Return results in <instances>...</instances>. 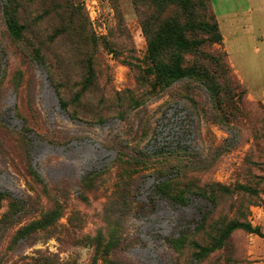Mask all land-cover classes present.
Returning a JSON list of instances; mask_svg holds the SVG:
<instances>
[{
  "label": "rangeland",
  "instance_id": "obj_1",
  "mask_svg": "<svg viewBox=\"0 0 264 264\" xmlns=\"http://www.w3.org/2000/svg\"><path fill=\"white\" fill-rule=\"evenodd\" d=\"M190 4L0 0V264H264V0ZM168 19L205 41L163 86L147 41Z\"/></svg>",
  "mask_w": 264,
  "mask_h": 264
},
{
  "label": "trees",
  "instance_id": "obj_2",
  "mask_svg": "<svg viewBox=\"0 0 264 264\" xmlns=\"http://www.w3.org/2000/svg\"><path fill=\"white\" fill-rule=\"evenodd\" d=\"M165 2L178 6L187 17H190V0H165ZM6 26L9 33L13 36H19L22 31V26L17 23L13 16L7 17ZM187 27L192 31L195 27L201 30L206 29L212 31L214 32V40L220 39V34L217 32L215 22L212 24L208 22H199L196 24L187 22ZM184 30V26L180 25L176 20L168 19L161 23L158 28L150 34L147 41V58L150 60L151 65L148 67V71L154 75V84L169 86L176 80L198 73L194 67H186L183 65L181 52L195 49L205 40L198 38L188 39ZM164 55H168V61L162 60ZM3 197L4 196L0 194V200ZM4 218L5 224H10L14 221L10 218L6 219V216H3V220ZM48 222V218H45V220H33L27 225L19 228L16 233L18 237H32L35 231L44 227ZM236 228H242L248 232L258 231V228L252 226L248 222L231 221L226 226L223 236H227ZM217 243L211 246H199L198 244H195V246L198 248V253H205L215 249L218 245ZM20 264H53V257H30L27 258V260H22Z\"/></svg>",
  "mask_w": 264,
  "mask_h": 264
},
{
  "label": "built area",
  "instance_id": "obj_3",
  "mask_svg": "<svg viewBox=\"0 0 264 264\" xmlns=\"http://www.w3.org/2000/svg\"><path fill=\"white\" fill-rule=\"evenodd\" d=\"M176 138H177V140H176V141H174V145H173V147H169V146H163V147H161L160 149H163V148H174V147H176V146H177V143L179 142V140H178V137H177V136H176ZM180 143H181V145H183L184 141H183V140H180Z\"/></svg>",
  "mask_w": 264,
  "mask_h": 264
}]
</instances>
